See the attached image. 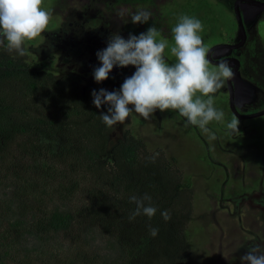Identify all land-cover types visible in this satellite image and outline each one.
<instances>
[{"label":"trees","instance_id":"16d2710c","mask_svg":"<svg viewBox=\"0 0 264 264\" xmlns=\"http://www.w3.org/2000/svg\"><path fill=\"white\" fill-rule=\"evenodd\" d=\"M80 82L0 49V264H185L192 189L131 131L111 141ZM145 193L155 216L130 222Z\"/></svg>","mask_w":264,"mask_h":264},{"label":"rangeland","instance_id":"374dc122","mask_svg":"<svg viewBox=\"0 0 264 264\" xmlns=\"http://www.w3.org/2000/svg\"><path fill=\"white\" fill-rule=\"evenodd\" d=\"M108 1L119 4L115 11L107 8L110 6ZM114 1H97L99 8L97 5L92 8L95 0H74L75 5L70 0H43L42 8L50 13L51 19L44 33L35 40L24 42L25 55L8 51L6 41L0 49L32 68L47 70L55 79L68 73L81 75V91L91 95L93 90L101 88L118 90L124 78L122 74L110 73L108 80L97 83L92 73L95 68L89 70V78H84V74L88 75L85 66L75 68L72 65L66 45L71 39L77 42L76 25L83 20L92 18L101 22L106 20L105 16L117 14L120 25L123 23L121 28L125 38L129 33L139 35L151 26L156 27L160 32L157 40L167 41L164 55L169 65L177 62L170 48L174 46L172 29L180 16L188 15L202 22L203 31L199 35L207 49L221 36L224 38L223 34L234 22L233 16L215 9L229 6L225 0H220L218 5L210 0ZM175 3L176 12L169 5ZM141 10L151 16L148 24L139 31V24H133L131 17ZM118 21L111 20L107 25L110 24L114 32L118 31ZM59 42L63 45L56 48ZM208 67L212 71L218 70V66L210 63ZM224 87L218 91L224 92ZM210 95L213 106L218 109L220 101L214 99V94ZM197 96L202 97V94L197 93ZM107 107L104 105L99 110L106 112ZM222 111L225 115L223 108ZM229 123L211 121L202 129L187 123V118L178 110L169 109L156 110L149 120L132 112L123 124L108 128L111 141L121 139L129 130L150 152L163 151L171 164L182 172V183L192 189L193 212L185 231L191 255L185 264H241L240 258L250 248L264 247V122H239L240 132L229 129ZM92 235L97 246H109L105 237L97 233ZM31 241L32 238L30 244ZM35 244L36 241L31 246Z\"/></svg>","mask_w":264,"mask_h":264},{"label":"clouds","instance_id":"9594fccd","mask_svg":"<svg viewBox=\"0 0 264 264\" xmlns=\"http://www.w3.org/2000/svg\"><path fill=\"white\" fill-rule=\"evenodd\" d=\"M42 4L43 0H0V46H5L6 41L8 51L24 56V42L35 40L48 28L51 15ZM150 16L149 12L141 10L132 15L131 22L147 24ZM202 31L203 24L199 19L188 15L179 17L172 29L174 46L170 52L177 60L172 65L167 63L164 55L167 41L157 40L160 32L154 26L139 35L129 33L127 39L119 32L109 36L107 47L96 53L100 66L94 69L95 81L108 80L114 67L135 66L136 70L124 79L118 90L101 88L92 91L97 109L108 106L106 112L100 113L107 128L123 124L132 112L149 120L156 110L169 109L178 110L187 118V123L202 129L213 120H223L224 113L213 106L210 94L221 89L234 72L227 61H221L217 71L209 69L208 49L199 35ZM238 126V117L227 125L233 132H240ZM151 199L147 193L142 197H130L136 204L129 216L130 222L141 215L149 219L155 216L157 208L151 205ZM161 215L166 222L171 219L168 211ZM158 232V228L149 226L152 237ZM240 259L241 264H264V247H252Z\"/></svg>","mask_w":264,"mask_h":264},{"label":"flooded vegetation","instance_id":"af4514ba","mask_svg":"<svg viewBox=\"0 0 264 264\" xmlns=\"http://www.w3.org/2000/svg\"><path fill=\"white\" fill-rule=\"evenodd\" d=\"M97 1L98 3H102L101 0H95L92 8H94V5H97L99 8ZM141 1L158 3L160 0ZM175 1L171 0V2ZM199 1L202 2L203 0ZM210 1L217 5L220 2V0ZM225 1L229 6L216 7L215 9L224 11L229 17L233 16V25H229V29L223 34L224 38L221 36L215 44L208 48V52H210L216 46H229L228 48H217L210 52V58L214 62H217V64L208 61L215 66H219L221 61H227L234 72L233 77L230 79V85L228 81L225 83V91L214 93V99L217 98L220 101L218 110H222L223 108L225 112L223 120L217 122H231L234 117H238L239 122H264V0H240L238 9H236V3L239 0ZM70 3L75 5L74 0H70ZM108 3L110 5L107 7L109 10L115 11L116 7L119 6V4L115 5L113 2L108 1ZM176 4H169L171 6L170 9L175 12L177 11ZM237 12L240 15L241 23L239 22ZM108 17H113L111 20L114 22L118 21L117 17L120 18L116 14L105 16L106 20L101 22L92 18L83 20L76 25L79 34L77 42L71 39L66 45L69 48L68 55L73 61L72 65L75 68H80V65L81 67L85 66L88 75L84 74V78H89V70L91 71L92 67L96 68L100 66L96 53L107 47L109 36L120 31L119 33L125 38L124 29L121 28L123 23L120 25L118 21V31L114 32L112 26L110 24L107 25V23L111 22L110 18L108 20ZM125 23L126 21L124 22V26ZM147 24H139L138 30L142 31V26ZM61 45L63 44L59 42L55 47L58 48ZM206 59H208V53ZM135 70V66L114 67L111 73L122 74L125 79L131 76ZM72 75L77 76L80 80L82 79L81 75ZM248 126L252 132L255 131L252 128V124Z\"/></svg>","mask_w":264,"mask_h":264},{"label":"water","instance_id":"95a60500","mask_svg":"<svg viewBox=\"0 0 264 264\" xmlns=\"http://www.w3.org/2000/svg\"><path fill=\"white\" fill-rule=\"evenodd\" d=\"M245 1H250V0H245ZM241 1L239 0V1H237V3H236V9H238V5H239V3H240ZM238 13V12H237ZM238 18H239V22L241 23V19H240V15H239V13H238ZM242 25V24H241ZM229 46H227V45H222V46H216V47H214V48H212V50L211 51H213V50H216L217 48H228ZM210 51V52H211ZM210 52H208V60L211 62V63H213V64H217V62H214L211 58H210ZM228 83H229V85H230V80H228ZM264 114V113H263Z\"/></svg>","mask_w":264,"mask_h":264}]
</instances>
